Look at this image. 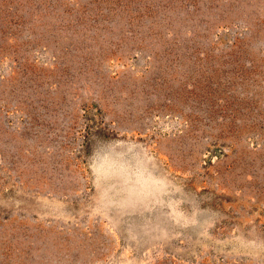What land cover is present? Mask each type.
Returning a JSON list of instances; mask_svg holds the SVG:
<instances>
[{"label": "rangeland", "instance_id": "rangeland-1", "mask_svg": "<svg viewBox=\"0 0 264 264\" xmlns=\"http://www.w3.org/2000/svg\"><path fill=\"white\" fill-rule=\"evenodd\" d=\"M0 264H264V0H0Z\"/></svg>", "mask_w": 264, "mask_h": 264}]
</instances>
